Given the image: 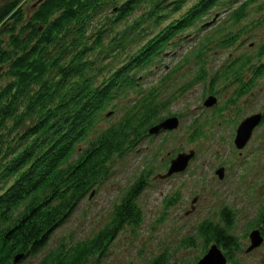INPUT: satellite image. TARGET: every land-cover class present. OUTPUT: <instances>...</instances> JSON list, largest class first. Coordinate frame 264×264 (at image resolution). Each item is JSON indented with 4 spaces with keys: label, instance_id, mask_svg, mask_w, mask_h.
Instances as JSON below:
<instances>
[{
    "label": "trees",
    "instance_id": "trees-1",
    "mask_svg": "<svg viewBox=\"0 0 264 264\" xmlns=\"http://www.w3.org/2000/svg\"><path fill=\"white\" fill-rule=\"evenodd\" d=\"M263 1L0 0V264H19L40 252L89 191L109 177L111 164L151 136L150 127L163 120L159 113L171 102L159 99L160 85L116 109L118 96L141 90L142 76L160 64L167 48L179 47L190 28L196 34L208 28L207 21L198 24L202 17L224 5L230 20L224 34L212 38L215 29L183 56L197 70L187 86L205 82L208 53L233 46L238 31L249 34ZM241 59L229 57L240 62L217 69L207 87L222 71L224 79L232 78V92L248 93L254 82L248 75H264V40ZM226 101L224 108L239 113L233 97ZM119 110L115 122L100 126ZM201 126L190 135L200 137ZM142 184L138 179L132 185L104 228L35 264H87L103 255L121 228L140 223L135 198ZM219 217L204 219L186 242L198 236L205 247L215 243L234 264L238 241L231 210L222 208ZM148 264L176 262L161 251Z\"/></svg>",
    "mask_w": 264,
    "mask_h": 264
},
{
    "label": "rangeland",
    "instance_id": "rangeland-1",
    "mask_svg": "<svg viewBox=\"0 0 264 264\" xmlns=\"http://www.w3.org/2000/svg\"><path fill=\"white\" fill-rule=\"evenodd\" d=\"M243 1L246 0H240L238 5ZM261 1L250 0V4ZM223 6L211 9L198 23L202 25L207 21L208 28L198 34L196 27L190 28L184 32L187 37L179 47L167 48L160 64L142 76L141 90L128 92L124 98L118 96L116 101L120 102L116 106L119 109L133 102L143 90L160 85L159 99L167 96L171 102L159 115L163 119L177 118V127L149 135L111 164L109 177L89 191L67 220L54 230L45 247L19 264H35L51 250H69L77 242L93 236L110 223L113 207L138 179L143 183L135 198L141 212L140 223L121 228L103 255L92 256L87 264H148L161 251H167L176 264H193L211 244L205 247L198 236L193 244H188L187 238L195 236L198 224L204 219L218 221L224 207L231 210V233L238 241L232 256L234 264H264V241L246 252L251 231L258 229L264 239V230L260 228L264 229V117L261 113L264 110V75L254 80L250 91L240 100L234 98L241 109L235 115L231 111L233 107H223L227 100L225 94L233 89L232 78L224 79L221 71L218 79L212 82V88L207 87L211 84L210 75L217 69H227V65L238 62L229 61V57H239L242 61L243 56L254 54L256 46L264 40V9L259 12L260 21L249 34L242 35L237 30L239 36L233 46L208 53L205 82L187 86L197 70L190 61L185 63V57L197 50L198 42L210 32L217 29L212 32L215 38L224 34L222 31L227 24L230 26L228 11H225L229 8ZM4 80L0 78V84ZM225 85L227 88L221 94L209 93ZM209 96H215L217 102L206 107L203 103ZM119 114L120 110L105 116V123L100 126L115 122ZM256 114L261 115L260 124L254 128L248 142L236 148L237 126L246 117ZM196 125H203L197 139L190 135ZM84 144L79 143V151ZM190 150L194 157L183 172L160 178L178 153ZM219 169L223 170L221 179L216 174ZM226 264L231 261L227 259Z\"/></svg>",
    "mask_w": 264,
    "mask_h": 264
},
{
    "label": "water",
    "instance_id": "water-1",
    "mask_svg": "<svg viewBox=\"0 0 264 264\" xmlns=\"http://www.w3.org/2000/svg\"><path fill=\"white\" fill-rule=\"evenodd\" d=\"M217 102V98L215 96H209L203 103L204 106L210 107L213 106ZM109 114V113H108ZM261 120V115H251L243 119L239 125L237 126L234 144L236 148L240 149L244 146V144L249 140L253 128L259 123ZM178 125V119L167 118L159 121L156 125L151 127L148 131L149 134H156L160 131L165 130H173ZM194 157V152L192 150L188 152H181L176 155L174 159H172L169 163V167L166 173L160 175V178H166L171 176L172 174L183 172L188 162ZM219 178H222L223 170H217ZM250 244L246 248V252H250L256 247L260 246L264 239L258 229H255L249 233ZM18 258V257H17ZM16 258V259H17ZM227 257L224 255L221 248L218 247L217 244H211L207 249L206 253L197 260V262L193 264H226Z\"/></svg>",
    "mask_w": 264,
    "mask_h": 264
},
{
    "label": "flooded vegetation",
    "instance_id": "flooded-vegetation-1",
    "mask_svg": "<svg viewBox=\"0 0 264 264\" xmlns=\"http://www.w3.org/2000/svg\"><path fill=\"white\" fill-rule=\"evenodd\" d=\"M238 62H240V61H238ZM248 77L252 80V81H254V74L252 73V75H248ZM247 93H245V94H240L239 95V93H235V92H231V93H226L225 95H226V99L228 100L229 98H231V97H233V102H231V103H233V104H235L236 103V100L235 99H239L240 100V98L241 97H243L244 95H246ZM240 96V97H239ZM235 98V99H234ZM225 103H227V101L225 102ZM237 105H240V103H238ZM262 114H263V117H264V110L261 112ZM261 122V121H260ZM260 122L257 124V125H259L260 124ZM256 125V126H257ZM255 126V127H256ZM254 127V128H255ZM254 128H253V130H254ZM253 130H252V132H253ZM236 133V132H235ZM252 134V133H251ZM251 137V136H250ZM248 142V141H247ZM238 153V152H237ZM241 156H244L243 154L241 155ZM243 158H247V157H243ZM181 173V172H180ZM221 179V178H220Z\"/></svg>",
    "mask_w": 264,
    "mask_h": 264
}]
</instances>
